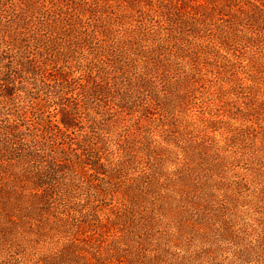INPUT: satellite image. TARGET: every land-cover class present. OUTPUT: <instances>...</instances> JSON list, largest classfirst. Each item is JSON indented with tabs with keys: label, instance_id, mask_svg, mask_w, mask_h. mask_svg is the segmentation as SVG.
Segmentation results:
<instances>
[{
	"label": "rangeland",
	"instance_id": "374dc122",
	"mask_svg": "<svg viewBox=\"0 0 264 264\" xmlns=\"http://www.w3.org/2000/svg\"><path fill=\"white\" fill-rule=\"evenodd\" d=\"M86 1L0 0L4 28L23 25L18 41L0 30V264H264V120L239 114L264 100V73L255 83L249 65L251 54L264 63V43L223 47V15L202 23L155 0ZM132 31L137 48L164 46L171 67L151 84L127 46L126 75L97 57L103 40L110 52ZM65 116L75 162L57 165L52 124L65 130ZM48 120L51 149L33 142ZM247 126L250 137L226 142Z\"/></svg>",
	"mask_w": 264,
	"mask_h": 264
},
{
	"label": "trees",
	"instance_id": "16d2710c",
	"mask_svg": "<svg viewBox=\"0 0 264 264\" xmlns=\"http://www.w3.org/2000/svg\"><path fill=\"white\" fill-rule=\"evenodd\" d=\"M84 3H88L86 0H81ZM107 1V0H106ZM136 0H130L129 4H134L133 2ZM141 0H138V3H140ZM3 7L4 5L0 3V7ZM151 6H158V7H164L166 10H168V13L171 15H178L181 18L182 17H190L195 22H202L205 23V21L208 18H216L217 16H224L227 17L223 23L222 26H219L217 28V32L214 33V38L216 42L221 44L223 47L228 48L232 51H238L239 49L246 48L249 52L254 48H259V43H264V0H206V2L203 4L200 0H155L154 4H151ZM135 7H138V5H133L131 8L134 10ZM1 9V8H0ZM47 12H45L46 14ZM63 12H61L62 14ZM61 18L60 20H65L61 15L59 16ZM24 20V19H23ZM18 21V20H16ZM18 27H16V31H14V34L9 32V29H5L4 27L11 28L10 26H4L2 24V21L0 19V30L4 31V37L3 39L6 41V37H9L10 39H17V37H20L21 31H19V28H22L23 25L17 24ZM6 30V31H5ZM109 32L106 34L107 38L109 39L111 36V30H108ZM133 35H128L130 37L120 39L117 42H114L111 44V51H107L108 49V40H103L100 45L103 48L102 54L99 52L97 57L100 60V63H111L113 64L112 67H114L115 72H119L121 76L126 75L129 70L132 68V64L127 60L124 62H120L121 59L125 56V51L128 49H125L127 46L132 52V54H137L140 58L144 73L141 74V77L139 79L140 85H145L150 81V84L152 83L153 78H157L158 76H154L153 74H163L165 76L169 68L171 67L163 59H161V54L163 50V45L157 46V47H150L147 49H140L136 46H139V37L140 32L139 31H132ZM93 37V35L91 36ZM130 38V39H129ZM168 40H165V42H175L172 40L173 38H167ZM171 40V41H170ZM18 41V40H16ZM106 43V45H105ZM166 45H170L167 43ZM176 47L175 53L178 52L181 48H177V44H174ZM66 55V54H65ZM105 56V59L101 58V56ZM252 56L249 57L250 60V70L253 71L254 76H252V80H254L255 83L260 81L261 78L257 79L256 76L260 73H264V63L259 62L260 58H256L255 55L251 54ZM114 56V58H112ZM127 56V55H126ZM109 60V61H108ZM92 63V62H91ZM70 69V68H68ZM71 70V71H70ZM69 71H65V74L61 76L62 80L67 82L69 85H74V83L77 82L76 79L71 77L72 69ZM91 76V75H90ZM92 77V76H91ZM264 78V77H263ZM264 81V80H263ZM262 81V82H263ZM90 83V81L88 82ZM80 86H84L83 84H80ZM256 87V88H255ZM71 88V87H70ZM86 87H83L85 89ZM105 87L102 84H96L95 88L93 87L92 94L95 96L98 91H102ZM249 89V92L254 91V95H258L261 92V88L258 86H247ZM86 92H89L87 90ZM262 95L264 96V90L262 91ZM246 109L247 111H241L239 113L242 118L245 120H255L257 123L264 120V100L257 102L255 99H250L248 103H246ZM2 111V110H1ZM0 111V114L2 112ZM32 113H34V106L30 109ZM17 117V116H16ZM18 117H20L18 115ZM44 132L42 134L41 139H38L37 136L33 138V142H36L38 144H41L42 146L46 147L47 149H51V142L48 144L47 140L48 138H51V120L44 121ZM62 124L65 130L60 128V126L56 124H52V127L54 128L55 132L52 133L56 138L54 140L55 145H58L56 149L54 150V153L52 155L53 163L59 164L64 161H73L72 158L69 157V151L73 150L72 147L74 138L71 137V133H69V129H72L76 127V121L73 116H65L62 118ZM251 131H256L253 126H247L246 128H241L235 132V134L226 140L230 141L232 139L240 140V137H250L252 134ZM73 133V132H72ZM1 134H6L5 131H3ZM264 138V137H263ZM71 142V143H70ZM228 144V143H226ZM4 155L7 153L10 156H13V153H10L8 146L4 147ZM2 152L3 149H0ZM13 152V150H10ZM77 156V155H75ZM77 158V157H76ZM75 158V159H76ZM94 158L98 161L97 164H99L98 167L95 168L96 174L94 177L99 179L100 172L104 174V166L100 163L99 159L100 156H94ZM94 159V160H95ZM77 160V159H76ZM75 162V161H73ZM106 171V170H105ZM73 175V174H72ZM79 178V177H78ZM80 179V178H79ZM77 176L76 174L73 175V178L71 182L69 183V186L71 188H74L76 185ZM86 183L89 186H92V184L89 181H86ZM34 188L37 194H41L42 196L48 197L46 199V204H50L49 197L51 196V193H49L50 188L45 189L40 185V183L33 182Z\"/></svg>",
	"mask_w": 264,
	"mask_h": 264
}]
</instances>
